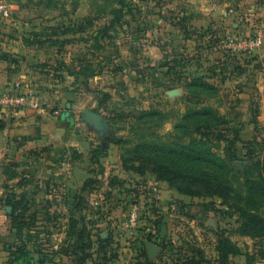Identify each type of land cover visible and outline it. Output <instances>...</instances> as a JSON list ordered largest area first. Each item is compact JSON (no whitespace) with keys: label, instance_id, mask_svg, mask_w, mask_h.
<instances>
[{"label":"rangeland","instance_id":"obj_1","mask_svg":"<svg viewBox=\"0 0 264 264\" xmlns=\"http://www.w3.org/2000/svg\"><path fill=\"white\" fill-rule=\"evenodd\" d=\"M70 1L0 0V76L8 90L19 81L37 99L41 108L25 116L46 136L3 167V264L20 245L8 207L14 198L26 201L19 211L30 264H74V222L93 243L85 264H103L100 242L107 264H173L199 260V252L215 264L224 239L240 249L227 264H248V255L264 250V237L240 235L239 217L220 200L180 194L152 164L132 158L137 145L162 152L188 142L201 119L184 117L210 109L203 120L228 122L209 131L214 151L221 154L226 142L217 136L227 133L238 169L261 159L264 0H125L124 14L106 31L118 3L77 0L73 12ZM34 39L41 44L30 45ZM254 40L259 45L250 48ZM90 112L99 126L87 120ZM253 264L264 260L256 256Z\"/></svg>","mask_w":264,"mask_h":264},{"label":"trees","instance_id":"obj_2","mask_svg":"<svg viewBox=\"0 0 264 264\" xmlns=\"http://www.w3.org/2000/svg\"><path fill=\"white\" fill-rule=\"evenodd\" d=\"M121 7L113 8L109 14L114 15L110 27L124 14L123 4L125 0H114ZM43 3V0H39ZM57 3L59 0H49ZM71 11L76 10L77 0H71ZM38 35L34 34V37ZM30 45L41 44L36 39L29 42ZM213 111L210 109H201L194 111L185 116H196L200 121L199 125H194L195 129L189 133V141L184 144L165 145L166 151H160V148H146L143 145H137L134 149L132 160L139 162H148L152 164V172L161 181L167 182L170 186L175 187L180 194L191 198L218 199L221 204L232 209L240 220L239 233L249 238L264 237V147L260 160H251L244 166L243 170L234 165L235 150L233 141L228 140L227 133L219 134L217 138H224L226 144L221 154L213 150L211 139L213 134L209 131L226 125L221 116L214 117V123H211L208 117ZM152 112L143 113L142 116H150ZM4 126L0 122V130ZM195 132V134H194ZM101 151H94L92 158L98 159ZM160 154V155H159ZM133 168V167H132ZM131 169V168H130ZM143 165H139L137 170L143 174L145 172ZM7 175V174H6ZM15 175V174H13ZM25 199L20 198L8 201V207L11 208V217L13 218L12 228L15 229L20 245L15 249L13 259L8 264H30V251L28 243L30 236H23L25 223L21 221L24 210ZM213 207V203H210ZM207 208V206H205ZM73 223V221H72ZM74 226L71 227L72 234L77 236L76 249L74 250V264H85L92 259L93 243L90 239V232H87L85 226L78 233L75 232ZM218 260L215 264H227L229 256L240 254V249L228 239L218 242L216 246ZM96 253L98 259L107 264V244L99 243ZM201 257L199 260L189 257L182 262L173 264H214L205 261L202 252L198 253ZM256 256L264 260V250L260 249L256 255H248V264H253ZM22 262V263H21ZM94 264H99L95 263ZM139 264H154L143 262Z\"/></svg>","mask_w":264,"mask_h":264},{"label":"crops","instance_id":"obj_3","mask_svg":"<svg viewBox=\"0 0 264 264\" xmlns=\"http://www.w3.org/2000/svg\"><path fill=\"white\" fill-rule=\"evenodd\" d=\"M2 79H4L6 84L4 86V90H6V86L10 85V83L7 81V77L0 76V82ZM29 111L30 110H24L15 117H8L7 114L0 112V122H2L4 126L0 130V178L4 181H7L8 177L2 174L3 167L8 166L12 158H18L19 155L21 156L24 154L23 152H26V150L32 151L35 150L36 147L42 146V143L46 139V136H39L35 133L36 126L32 125L34 124V119L25 116ZM9 234L8 232V235ZM3 262L4 260L1 259L0 252V264H3Z\"/></svg>","mask_w":264,"mask_h":264},{"label":"built area","instance_id":"obj_4","mask_svg":"<svg viewBox=\"0 0 264 264\" xmlns=\"http://www.w3.org/2000/svg\"><path fill=\"white\" fill-rule=\"evenodd\" d=\"M4 7H1L3 11ZM3 15L6 16L7 12L4 11ZM259 42L254 40L249 43V47L258 46ZM41 108L37 99L29 96L23 91L22 84L19 81L12 83L11 88L7 91H0V112L15 117L18 113L24 110H37Z\"/></svg>","mask_w":264,"mask_h":264},{"label":"water","instance_id":"obj_5","mask_svg":"<svg viewBox=\"0 0 264 264\" xmlns=\"http://www.w3.org/2000/svg\"><path fill=\"white\" fill-rule=\"evenodd\" d=\"M66 116L69 118V117L71 116V113H68ZM86 118H87V120H89L94 126H96V127L99 126V116H98L97 114L90 112V113H88V114L86 115Z\"/></svg>","mask_w":264,"mask_h":264}]
</instances>
